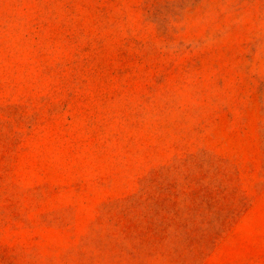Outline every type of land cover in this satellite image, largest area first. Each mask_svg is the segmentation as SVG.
<instances>
[{
	"label": "rangeland",
	"instance_id": "374dc122",
	"mask_svg": "<svg viewBox=\"0 0 264 264\" xmlns=\"http://www.w3.org/2000/svg\"><path fill=\"white\" fill-rule=\"evenodd\" d=\"M0 264H264V0H0Z\"/></svg>",
	"mask_w": 264,
	"mask_h": 264
}]
</instances>
